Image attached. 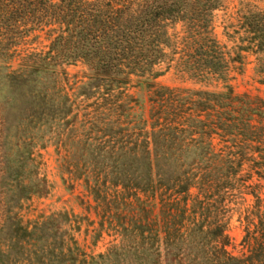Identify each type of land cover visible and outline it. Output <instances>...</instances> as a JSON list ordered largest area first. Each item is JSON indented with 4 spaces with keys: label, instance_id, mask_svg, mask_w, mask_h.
Here are the masks:
<instances>
[{
    "label": "trees",
    "instance_id": "1",
    "mask_svg": "<svg viewBox=\"0 0 264 264\" xmlns=\"http://www.w3.org/2000/svg\"><path fill=\"white\" fill-rule=\"evenodd\" d=\"M222 1L0 0L3 64L32 35L47 42L45 52L27 54L15 71L0 64V100L12 104L19 93L27 127L68 128L61 169L105 205V219L116 228L118 241L104 253L86 256L74 243L59 264H264V218L243 258L226 252L229 240L216 222L170 223L176 210L184 212L180 205L191 190V207L209 213L212 200L232 188L242 162L253 154L264 162V101L235 94L228 67L250 53L254 74L264 75V10L248 9L225 29L238 43L229 60L213 35ZM177 25L180 33H170ZM76 64L88 72L76 88L75 98L87 102L80 120L55 83L59 69ZM171 64L223 90L158 85Z\"/></svg>",
    "mask_w": 264,
    "mask_h": 264
},
{
    "label": "rangeland",
    "instance_id": "2",
    "mask_svg": "<svg viewBox=\"0 0 264 264\" xmlns=\"http://www.w3.org/2000/svg\"><path fill=\"white\" fill-rule=\"evenodd\" d=\"M254 7L264 10V4L257 0H223L221 9L214 13L213 35L225 48L224 52L230 53L229 60L238 52V43L225 36L230 32L225 29L234 24L237 16ZM180 31L181 26L177 25L170 33ZM46 47L43 35L34 34L13 51L7 62L0 61V64L8 67L9 72L15 71L24 56L45 52ZM241 57V65L230 63L228 66L229 85L237 95L264 101V75L254 74L255 57L250 53H241ZM161 70L165 71V67ZM57 72L56 88L67 95L76 109L84 108L87 102L75 97L76 88L86 81V68L76 64ZM156 83L170 89L223 90L220 83L203 84L188 78L175 64H171ZM135 92L131 85L128 94ZM20 97L19 93L14 95L15 101L9 105L0 100V264H59L68 259V251L74 243L86 256L104 253L118 241L116 228L105 219V205L96 204L83 190L81 182L72 180L61 169L68 128L51 126L49 130L39 123L35 128L27 127L24 119L29 112H24L25 107L21 105L24 100H19ZM82 115L79 109L78 120ZM146 116L145 109L142 118ZM212 144L217 152L224 151L218 138ZM227 188L221 198L212 200L216 202L214 209L211 207L204 215L198 207H191L196 195V191L191 190L185 207L180 205L184 212L176 210V217L170 223L188 228L192 220L202 222L203 226L216 222L228 237L226 252L243 258L255 243V224L264 218L262 157L253 154L250 162H242L232 188L229 189V185ZM154 213H158V208L154 207ZM180 221L182 224L178 223Z\"/></svg>",
    "mask_w": 264,
    "mask_h": 264
}]
</instances>
